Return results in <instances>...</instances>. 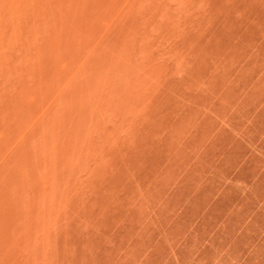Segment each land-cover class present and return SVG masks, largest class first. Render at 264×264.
Segmentation results:
<instances>
[{
    "label": "rangeland",
    "instance_id": "obj_1",
    "mask_svg": "<svg viewBox=\"0 0 264 264\" xmlns=\"http://www.w3.org/2000/svg\"><path fill=\"white\" fill-rule=\"evenodd\" d=\"M0 264H264V0H0Z\"/></svg>",
    "mask_w": 264,
    "mask_h": 264
}]
</instances>
